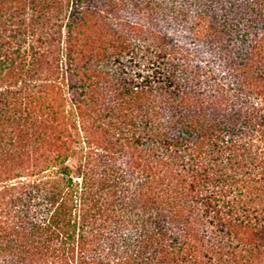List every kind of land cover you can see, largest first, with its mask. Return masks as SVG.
Instances as JSON below:
<instances>
[{
	"label": "trees",
	"instance_id": "obj_1",
	"mask_svg": "<svg viewBox=\"0 0 264 264\" xmlns=\"http://www.w3.org/2000/svg\"><path fill=\"white\" fill-rule=\"evenodd\" d=\"M143 8L0 0V264H264V0Z\"/></svg>",
	"mask_w": 264,
	"mask_h": 264
},
{
	"label": "rangeland",
	"instance_id": "obj_2",
	"mask_svg": "<svg viewBox=\"0 0 264 264\" xmlns=\"http://www.w3.org/2000/svg\"><path fill=\"white\" fill-rule=\"evenodd\" d=\"M112 3H116L118 1H121L124 3V9H123V13L122 16L119 20H113L111 26L115 29H117V31H123L128 35H131V46L133 48H131V50H133L132 53H135L138 47V43L139 40L137 37V34L135 33V31L133 30L134 27L138 28V26L140 27H144L146 28L148 25V22L150 21V19L147 18V21L145 18H143V13H144V8H143V4L146 1L149 0H109ZM171 1V0H170ZM165 9L168 7V2H164ZM146 14V12H145ZM149 27V26H148ZM136 36V38H135ZM64 48V47H63ZM142 62V56L140 54L138 55H132L131 53H129L128 55L124 56V58L122 59V62H118V60L115 62L114 60H111L108 62V71H112L113 72V77L115 79L119 78L118 75V65L120 63H122L124 66L122 68V72H124V76L126 74H128L129 76H134L137 73H139V64H141ZM143 64V62H142ZM60 68H63L65 70L66 68V53L64 50H62L60 52V63H59ZM110 69V70H109ZM121 72V70H120ZM123 76V75H122ZM107 80H109V75L107 76V71L105 75H101L99 77V83L103 84L105 83ZM67 85H70V90H67L68 87H66V93H73V91L76 92V90H78V86L80 84V82L76 81L75 77L73 78H68L66 81ZM99 84V85H101ZM74 92V93H75ZM72 96V94L70 95V97ZM257 241L258 243H260L261 245H264V233H261L258 235L257 237ZM264 253V249L262 251ZM264 257V256H263Z\"/></svg>",
	"mask_w": 264,
	"mask_h": 264
}]
</instances>
